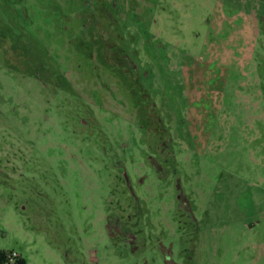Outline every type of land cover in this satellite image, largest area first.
<instances>
[{
  "label": "rangeland",
  "instance_id": "rangeland-1",
  "mask_svg": "<svg viewBox=\"0 0 264 264\" xmlns=\"http://www.w3.org/2000/svg\"><path fill=\"white\" fill-rule=\"evenodd\" d=\"M10 252L264 264V0H0Z\"/></svg>",
  "mask_w": 264,
  "mask_h": 264
},
{
  "label": "built area",
  "instance_id": "built-area-1",
  "mask_svg": "<svg viewBox=\"0 0 264 264\" xmlns=\"http://www.w3.org/2000/svg\"><path fill=\"white\" fill-rule=\"evenodd\" d=\"M19 255L15 252H10L5 256V262L7 264H15L19 260Z\"/></svg>",
  "mask_w": 264,
  "mask_h": 264
},
{
  "label": "trees",
  "instance_id": "trees-1",
  "mask_svg": "<svg viewBox=\"0 0 264 264\" xmlns=\"http://www.w3.org/2000/svg\"><path fill=\"white\" fill-rule=\"evenodd\" d=\"M1 257H2V262H3V264H6V262H5V258H4L5 256H4V255H1ZM15 264H22L20 258H19V260H17V262H16Z\"/></svg>",
  "mask_w": 264,
  "mask_h": 264
},
{
  "label": "flooded vegetation",
  "instance_id": "flooded-vegetation-1",
  "mask_svg": "<svg viewBox=\"0 0 264 264\" xmlns=\"http://www.w3.org/2000/svg\"><path fill=\"white\" fill-rule=\"evenodd\" d=\"M7 264V263H6Z\"/></svg>",
  "mask_w": 264,
  "mask_h": 264
}]
</instances>
